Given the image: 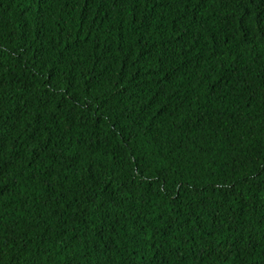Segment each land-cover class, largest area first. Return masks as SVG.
Returning a JSON list of instances; mask_svg holds the SVG:
<instances>
[{
	"label": "trees",
	"instance_id": "obj_1",
	"mask_svg": "<svg viewBox=\"0 0 264 264\" xmlns=\"http://www.w3.org/2000/svg\"><path fill=\"white\" fill-rule=\"evenodd\" d=\"M0 264H264V0H0Z\"/></svg>",
	"mask_w": 264,
	"mask_h": 264
}]
</instances>
